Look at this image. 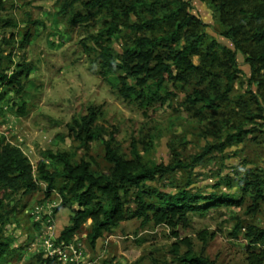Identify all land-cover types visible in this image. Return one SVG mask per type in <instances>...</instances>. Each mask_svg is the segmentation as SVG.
Returning a JSON list of instances; mask_svg holds the SVG:
<instances>
[{"label":"rangeland","instance_id":"1","mask_svg":"<svg viewBox=\"0 0 264 264\" xmlns=\"http://www.w3.org/2000/svg\"><path fill=\"white\" fill-rule=\"evenodd\" d=\"M62 1L0 0V54H12L6 72L22 70L24 85L19 96L0 89L4 93L0 100V139L18 147L34 170L39 165L53 170L57 163L48 153H66L72 162L85 159L92 170L106 172L103 145L93 141L84 149L67 129L73 118L95 107L99 111L95 125L104 139L113 138V148L123 156H130L131 144L135 143L146 164L186 165L147 181L149 188L164 192L185 189L239 199V178L264 172V60H260L259 45L247 37L248 30L256 28L255 16L262 14H257L256 8L264 6V0H242L240 7H223L221 0H182L186 12L200 21L202 51L216 43L218 60L214 68L206 67L214 75L207 76L202 84L197 80L168 83L169 100L149 110V116L122 99L98 74L92 38L104 31L108 19L98 15L84 24H70L73 11L61 13ZM74 8L82 10L80 5ZM243 18L241 31L233 36L230 30ZM138 19L139 10L129 20ZM260 19L264 27L263 15ZM129 37L127 30H118L112 38L114 47L120 49ZM222 47L235 52V66H230ZM192 61L202 64L199 56H193ZM20 63L26 64L27 70L17 65ZM227 73L233 79L228 91ZM194 90L204 91L213 103L187 102ZM21 104L24 112L18 110ZM229 135L241 140L227 141ZM224 143L222 149L213 148L194 160L205 148ZM40 185L35 193L11 194L6 201L8 220L1 233L12 250L9 264H34L37 254L45 252L46 241L57 246L61 230L69 224L71 209L54 212L61 201L59 194L53 191L46 195V184ZM248 205L245 198L241 206L220 207L205 215L192 212L174 228L153 223L143 226L139 219L129 217L104 233L95 246L85 239L88 220L72 241H83L79 264H178L174 249L177 246L182 253L186 241L194 252L215 264H246L244 227L264 228V203L254 214L247 211ZM239 225L243 227L235 237L233 232Z\"/></svg>","mask_w":264,"mask_h":264},{"label":"trees","instance_id":"2","mask_svg":"<svg viewBox=\"0 0 264 264\" xmlns=\"http://www.w3.org/2000/svg\"><path fill=\"white\" fill-rule=\"evenodd\" d=\"M220 3L223 7H240L242 0H221ZM75 5H80L82 10H75ZM239 7L237 10L241 11ZM256 9L257 14H262L255 16L256 28L248 30L247 37L259 45V57L264 60V27L260 19L262 15L264 17V6ZM138 10L139 19L131 22L130 15ZM70 11L73 13L68 22L73 25L84 24L98 15L108 19L104 22V31L92 38L97 52L98 74L108 80L122 99L136 104L146 116H149V110L167 103L170 98L166 88L168 83L189 84L197 80L202 84L207 76L214 75L206 67L214 68L218 60L216 43L212 42L202 51L204 33L198 31L200 21L186 12L182 0H63L60 12L66 15ZM244 21L241 19L230 30L233 36L241 31ZM121 29L127 30L131 37L129 42L116 49L112 38ZM235 44L238 45L237 40ZM221 51L228 56L230 66H235V52L224 47ZM193 56H199L202 64L195 65ZM12 61L11 53L0 54V89L11 90L19 96L24 88L21 80L23 71L17 69L7 73L5 65ZM17 65L27 70L26 64ZM226 77L228 91L233 82L232 74L227 73ZM3 96L4 93L0 92V100ZM186 101L192 105L213 103L201 90H194ZM18 110L24 112V104ZM98 113L97 108L89 107L84 115L73 118L67 129L84 149L93 141L103 145L104 159L108 163L106 172L92 170L85 159L72 162L66 153H48V157L57 163L53 170L46 169L44 165L34 170L18 147L0 139V264H9L8 256L12 253L9 241L1 233L2 225L8 220L7 199L11 194L35 193L41 189V183L46 184V195L56 191L61 198L54 212L71 209L69 224L63 227L57 242H71L89 220L85 239L91 246L129 217L139 219L143 226L153 223L174 228L185 222L192 212L205 215L220 207L241 206L248 198L247 211L254 214L264 203V172L247 173L239 178L238 187L242 192L239 199L191 193L185 189L164 192L149 188L147 181L167 176L186 165L179 162L146 164L135 143L131 144L130 156H123L113 148V138L104 139L95 125ZM230 140L239 142L241 138L229 135L227 141ZM224 145L209 146L194 160L198 161L213 148L222 149ZM242 227L239 225L234 230L235 237H239ZM244 230L246 264H264V228L246 226ZM255 245L258 247L254 248ZM174 255L178 264H215L208 257L194 252L187 241L186 250L180 253L176 246ZM35 261L34 264H61L56 257L47 256L45 252L37 254Z\"/></svg>","mask_w":264,"mask_h":264},{"label":"built area","instance_id":"3","mask_svg":"<svg viewBox=\"0 0 264 264\" xmlns=\"http://www.w3.org/2000/svg\"><path fill=\"white\" fill-rule=\"evenodd\" d=\"M51 240L46 241L45 253L47 256L56 257L60 263L79 264L83 260V241L75 239L74 241L65 243L59 242L57 246H53Z\"/></svg>","mask_w":264,"mask_h":264}]
</instances>
